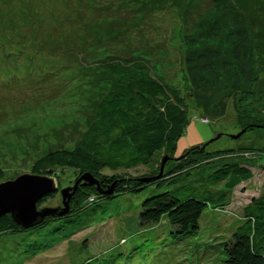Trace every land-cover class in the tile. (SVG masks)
Instances as JSON below:
<instances>
[{"label":"rangeland","instance_id":"obj_1","mask_svg":"<svg viewBox=\"0 0 264 264\" xmlns=\"http://www.w3.org/2000/svg\"><path fill=\"white\" fill-rule=\"evenodd\" d=\"M242 24L247 42L237 36ZM242 42L251 50L249 66L258 80L251 89L241 86L249 94L235 102L233 52ZM204 52L211 56L200 61ZM125 62L178 88L191 105L185 132L172 156L164 157L163 174L174 159L218 134L222 137L207 150L231 149L239 157L213 159L171 184L155 182L163 174L142 181L158 176L144 166L118 171L113 194H104L97 206L70 221L46 218L32 228L1 233L0 264H82L114 247L112 264L218 262V252H207L198 236L171 241L160 235L145 242L140 236L146 229L137 222L142 201L202 179L225 163L252 165L253 178L230 192L226 213L202 219V231L209 227L211 233L199 240L209 241L221 225L229 228L232 214L264 194V159L253 160L264 153V0H0V183L32 174V166L48 152L72 149L91 127L99 101L118 84L108 66ZM184 73L199 82L196 93ZM215 111L224 116L211 118ZM236 111L247 125L231 139L241 133ZM59 173L39 174L52 178L57 189L37 209L63 208L60 190L72 187L79 176ZM100 175L113 174L104 169ZM127 178L139 182L138 193L118 196ZM94 190L81 182L75 194L81 203L86 197L91 202L98 196Z\"/></svg>","mask_w":264,"mask_h":264},{"label":"trees","instance_id":"obj_2","mask_svg":"<svg viewBox=\"0 0 264 264\" xmlns=\"http://www.w3.org/2000/svg\"><path fill=\"white\" fill-rule=\"evenodd\" d=\"M214 2L217 3V0ZM237 31V36L247 42L249 37L245 35L244 24L240 25ZM233 55L238 67L234 76L235 96L232 97L237 102L244 100L249 94L240 87L251 89L258 80V73L249 66L252 54L251 50H247V44L243 43L239 47L237 44ZM209 56L210 52H204L198 59L204 61ZM108 70L116 77L118 84L97 104L94 121L87 134L72 149H58L42 156L32 166V174L45 172L53 176L55 170H59L60 173L67 174L69 179L90 173L99 180L101 188L105 190L109 185L118 182L114 173L144 166L152 174H158L161 160L166 154L172 156L176 141L188 125L191 105L186 103L178 88L148 75L141 66L134 63L111 64ZM184 74L190 89L196 93L199 82L195 81L191 73ZM199 108L206 110L204 106ZM239 109L238 107L235 110ZM236 113L235 120L240 131H243L241 128H244L247 122L239 112ZM222 116L224 114L215 111L211 118ZM202 121L209 123L208 118H202ZM210 144L203 149L187 150L182 157L174 159L172 168L155 182L159 185L171 184L190 170L203 164L209 165L213 159L224 161L230 154H233L234 158L239 157V153L231 149L210 152L207 150ZM247 153L240 152V155ZM258 155L253 160L264 159V153ZM104 169L113 175H100ZM253 169L252 165L225 163L216 172L202 179L164 191L157 196L147 197L142 201L137 217L139 226L146 229L140 237L144 238L145 242H152L154 237L160 235L171 241L198 236L199 245H204L205 250L210 253L215 249L221 257L218 262L209 260L205 264H264V194L252 197L240 213L232 214L229 228L221 225L219 229H215L218 233L215 237L209 241L199 240L211 233L209 227L202 231L201 221L204 216L213 212L226 213L230 206V192L250 181L254 176ZM122 182L127 188L118 191V196L124 193H138L139 182L137 183L135 178L122 179ZM221 184L220 188L223 189H215ZM87 190L93 191L90 187ZM96 193V199L93 198L89 202L87 199L91 197H86L81 203L77 191L72 198V207L58 220L68 222L97 206L104 197ZM44 201L43 198L39 204ZM48 218L52 220V217ZM20 228L13 223L9 215L0 217V234L19 232ZM116 251L117 248L114 247L103 256L89 258L82 264H112Z\"/></svg>","mask_w":264,"mask_h":264},{"label":"water","instance_id":"obj_3","mask_svg":"<svg viewBox=\"0 0 264 264\" xmlns=\"http://www.w3.org/2000/svg\"><path fill=\"white\" fill-rule=\"evenodd\" d=\"M241 133L236 136H231L232 139H237ZM222 135L219 134L204 144L201 148H204L209 143H212ZM167 158L162 160L158 176L150 179H141L144 182L149 180H155L163 174L165 161ZM83 182V185L95 186L98 193L111 194L117 183L109 185L104 191L100 182L90 173H84L80 175L72 187L63 188L60 190L62 197L63 208L51 209L48 207L37 209V203L42 200L45 195L56 191L55 181L47 176L39 174L25 173L13 180L5 181L0 183V217L9 215L14 224L21 227L22 229L32 228L44 221L48 217L60 218L69 210V204L71 198L74 196L78 184Z\"/></svg>","mask_w":264,"mask_h":264},{"label":"bare ground","instance_id":"obj_4","mask_svg":"<svg viewBox=\"0 0 264 264\" xmlns=\"http://www.w3.org/2000/svg\"><path fill=\"white\" fill-rule=\"evenodd\" d=\"M105 190H106V189H105ZM105 190H104V191H105ZM100 194L104 195V193H100ZM112 194H113V193H112ZM112 194H111V195H112ZM106 195H108V194H106ZM41 209H42V208H41ZM51 209H56V208H51ZM39 210H40V209H39Z\"/></svg>","mask_w":264,"mask_h":264}]
</instances>
